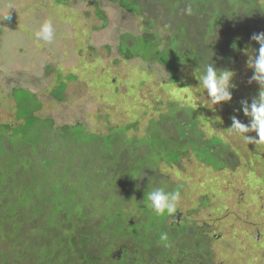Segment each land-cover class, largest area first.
<instances>
[{
  "label": "trees",
  "instance_id": "obj_1",
  "mask_svg": "<svg viewBox=\"0 0 264 264\" xmlns=\"http://www.w3.org/2000/svg\"><path fill=\"white\" fill-rule=\"evenodd\" d=\"M109 1L141 21L139 34L120 37L122 58L158 63L170 82L184 80L189 92L204 91L198 79L207 63L233 71L240 52L258 50L251 36L264 32V0ZM92 2L105 26L104 11ZM189 4L192 15L184 11ZM182 68L193 76L184 72L185 78ZM67 86L59 84L58 99ZM259 88L241 89L229 107L251 103ZM34 94L12 89L16 122L0 121V264H198L201 249L212 253L208 233L200 229L191 240L187 223L173 224L146 207L145 194L154 187L184 192L185 182L164 168L183 170L184 160L194 158L215 172H236L241 163L250 174L262 168L256 180L264 182L262 144L233 149L221 134L204 130L207 124L229 129L231 108L168 100L142 134L139 119L103 134L81 122L59 125L39 116ZM193 241H201L198 248L188 246Z\"/></svg>",
  "mask_w": 264,
  "mask_h": 264
},
{
  "label": "rangeland",
  "instance_id": "obj_2",
  "mask_svg": "<svg viewBox=\"0 0 264 264\" xmlns=\"http://www.w3.org/2000/svg\"><path fill=\"white\" fill-rule=\"evenodd\" d=\"M92 1L0 0V14L9 10L11 17L0 21V121L16 122L15 104L10 97L14 88L33 91L40 103L37 113L54 124L81 122L103 134L109 127L138 119V134H142L149 118L158 116L163 106L160 103L168 100L184 103L188 97L197 103H211L206 90L189 92L184 80L170 82L167 70L156 62L124 60L119 39L125 32L139 34L140 18L117 2L98 0L106 18L103 26L104 20L97 15ZM45 20H51L54 27L51 43L35 36ZM252 52L242 51L236 58L232 82L237 87L231 89L234 96L248 86L253 90L259 87L256 82L248 83L253 70L247 67V60ZM184 72L193 76L189 68H182ZM64 81L68 86L63 99H58L54 92ZM220 106L231 108L232 116L249 122V117L236 112L238 107H229L228 102ZM204 130L207 136L221 134L233 149H245L246 141L231 129L219 130L207 124ZM133 132L130 130L129 135ZM182 166L183 170L178 166L164 169L174 180L185 182L178 207L179 225L188 224L191 240L200 229L208 233L206 247L212 253L207 255L208 250L201 249L204 255L199 264H264V182L256 180L263 176L262 168L250 174L248 167L240 163L236 172H215L194 158L185 159ZM200 197H205L206 203ZM200 242L188 246L198 248Z\"/></svg>",
  "mask_w": 264,
  "mask_h": 264
},
{
  "label": "clouds",
  "instance_id": "obj_3",
  "mask_svg": "<svg viewBox=\"0 0 264 264\" xmlns=\"http://www.w3.org/2000/svg\"><path fill=\"white\" fill-rule=\"evenodd\" d=\"M11 8V7H10ZM9 8V9H10ZM187 15L193 14V8L189 4L185 9ZM9 10L7 14H0V21L10 20ZM38 40L51 43L54 40V27L51 20H45L35 32ZM251 40L259 44L258 50H253L247 60V67L253 70V74L248 79V83L256 82L260 88L257 97L240 101V108L236 112H243L249 117L248 123L242 122L236 115L231 117V129L239 134L248 144H264V32L254 33ZM258 53V54H257ZM235 72L228 69H217L212 62L207 63L199 76V84L207 91V97L212 106L221 102H231L233 92L237 85L232 82ZM255 132L256 136L246 135ZM137 178V177H133ZM181 193L179 191H168L165 186L154 187L145 194L146 207L158 217H171L176 220L175 214L178 211ZM168 234L161 233L160 242L165 247L168 245Z\"/></svg>",
  "mask_w": 264,
  "mask_h": 264
},
{
  "label": "flooded vegetation",
  "instance_id": "obj_4",
  "mask_svg": "<svg viewBox=\"0 0 264 264\" xmlns=\"http://www.w3.org/2000/svg\"><path fill=\"white\" fill-rule=\"evenodd\" d=\"M13 88H14V87H13ZM180 214H181V213H180L179 211H177V213L175 214V216H176V220H175V221L177 222L176 224H178V225L180 224V220H181V216H180ZM187 238H188V237H187ZM193 256H194V259L197 258V255L195 254V251H193ZM194 259H193V260H194ZM198 264H199V261H198Z\"/></svg>",
  "mask_w": 264,
  "mask_h": 264
}]
</instances>
